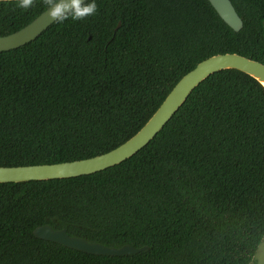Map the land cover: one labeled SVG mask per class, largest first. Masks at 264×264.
Returning a JSON list of instances; mask_svg holds the SVG:
<instances>
[{"label": "trees", "instance_id": "1", "mask_svg": "<svg viewBox=\"0 0 264 264\" xmlns=\"http://www.w3.org/2000/svg\"><path fill=\"white\" fill-rule=\"evenodd\" d=\"M234 31L209 0H96L0 51V166L106 152L132 136L200 60L264 64V0H230ZM0 1V36L45 10ZM118 25V26H117ZM117 28L115 29V27ZM107 246L97 255L36 238L41 224ZM264 234V88L237 69L188 94L132 156L91 174L0 183V264H249Z\"/></svg>", "mask_w": 264, "mask_h": 264}, {"label": "water", "instance_id": "2", "mask_svg": "<svg viewBox=\"0 0 264 264\" xmlns=\"http://www.w3.org/2000/svg\"><path fill=\"white\" fill-rule=\"evenodd\" d=\"M209 2L221 19L234 31H238L242 27V20L230 0H209ZM52 22L53 20L48 15L47 8H45L20 29L0 36V51L17 48L33 40ZM230 68L250 75L264 88L263 63L234 52L210 55L197 62L183 74L141 128L116 147L91 157L71 161L0 166V183L75 177L91 174L118 164L136 153L156 135L195 86L210 74ZM32 234L39 239L97 255H128L147 249L146 245L134 247L130 244H122L121 246L113 247L94 241H87L78 236H70L65 228L54 229L46 223L35 226L32 229ZM249 264H264V234L257 244Z\"/></svg>", "mask_w": 264, "mask_h": 264}, {"label": "clouds", "instance_id": "3", "mask_svg": "<svg viewBox=\"0 0 264 264\" xmlns=\"http://www.w3.org/2000/svg\"><path fill=\"white\" fill-rule=\"evenodd\" d=\"M33 0H16L20 9H28ZM48 15L53 21L62 22L68 18L80 20L96 12V0H45Z\"/></svg>", "mask_w": 264, "mask_h": 264}]
</instances>
